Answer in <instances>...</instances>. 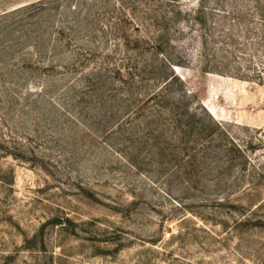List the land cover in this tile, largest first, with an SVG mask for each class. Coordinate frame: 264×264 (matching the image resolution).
I'll return each mask as SVG.
<instances>
[{"label":"rangeland","instance_id":"obj_1","mask_svg":"<svg viewBox=\"0 0 264 264\" xmlns=\"http://www.w3.org/2000/svg\"><path fill=\"white\" fill-rule=\"evenodd\" d=\"M0 264H264V0H0Z\"/></svg>","mask_w":264,"mask_h":264}]
</instances>
